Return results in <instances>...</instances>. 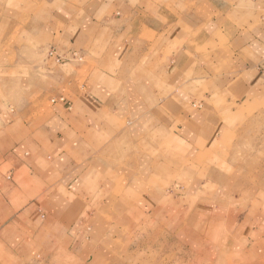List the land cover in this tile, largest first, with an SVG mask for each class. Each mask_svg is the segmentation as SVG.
<instances>
[{"label":"crops","instance_id":"0c3cea01","mask_svg":"<svg viewBox=\"0 0 264 264\" xmlns=\"http://www.w3.org/2000/svg\"><path fill=\"white\" fill-rule=\"evenodd\" d=\"M52 1L32 2L41 6ZM56 1L62 6L44 13L48 24L43 26L52 24V30L41 29L59 40L48 57L54 65L45 63L44 72L28 75L33 82L17 86L18 96L7 98L9 111H0L3 211L31 194L81 192L87 189V177L97 175L96 168L111 169L112 175L123 169L133 176L141 167L149 180L151 154L162 157V148L173 152L183 140L181 114L186 112V122L198 118L196 100L183 91L197 73L216 80V57L225 65L217 77L226 82L224 97L239 100L230 112L241 109L240 102L250 99L251 92H261L256 82L264 80V0H238V23L222 11L215 21L200 5L177 8L178 0H163V7L162 0L158 5L142 0V9L140 0ZM199 64L203 66L197 70ZM173 80L178 83L170 84ZM245 81H255V89ZM214 90L206 93L208 100ZM214 112L207 110L211 116ZM211 118L202 128L219 127ZM38 198L29 199V206L41 208Z\"/></svg>","mask_w":264,"mask_h":264},{"label":"rangeland","instance_id":"374dc122","mask_svg":"<svg viewBox=\"0 0 264 264\" xmlns=\"http://www.w3.org/2000/svg\"><path fill=\"white\" fill-rule=\"evenodd\" d=\"M32 1L0 0L2 112L9 111L7 98L14 100L18 96L17 86L33 82L27 80L28 75L36 74L38 69L44 72L45 63L52 66L49 54L59 45L50 31L43 33L41 29L52 30V24L43 26L48 24L44 13L62 6V2L53 0L51 5L44 2L38 6ZM150 1L158 5V0ZM193 1L178 0L175 7L191 9L200 5L210 11L215 21L220 20L221 11L231 20L237 18L236 23L239 21L240 13L234 7L238 0H211L209 5L196 0L191 6ZM164 3L162 0V7ZM143 4L140 0L138 7L142 9ZM261 5L260 2L258 7ZM54 41L58 43H54L55 47ZM19 59L32 64H18ZM217 60L216 57V80L207 81L197 73L195 82H188L191 85L184 88L183 93H192L194 110L200 113L189 122L185 121L186 112L178 118L185 128L180 135L183 140L173 152L162 148V157L159 152L151 154L150 181L144 180L141 167L134 170L133 176L123 169L114 170L116 175H112L111 169L96 168L97 175L87 177V189L81 192L72 188L40 198V194H31L29 199L38 198L42 206L37 209L29 206V199L6 211L0 208V264L264 261V80L262 84L256 82L259 95L251 92L250 99L240 102L241 109L230 112L239 100L224 97L226 82L217 81V77L225 65ZM202 66L194 67L200 70ZM73 69L74 66L70 71ZM20 78L25 80L21 82ZM245 82L248 89H255V81ZM213 90L218 95L208 100L206 93ZM209 109L215 110L214 125L219 127L202 128L212 120ZM212 255L214 258L209 259Z\"/></svg>","mask_w":264,"mask_h":264},{"label":"bare ground","instance_id":"6f19581e","mask_svg":"<svg viewBox=\"0 0 264 264\" xmlns=\"http://www.w3.org/2000/svg\"><path fill=\"white\" fill-rule=\"evenodd\" d=\"M117 193V192H116ZM117 195V194H116ZM130 208V207H129ZM192 223H194V222H192ZM180 224V223H179ZM231 237V236H230ZM233 238V237H232ZM154 240V239H153ZM232 240V239H231ZM230 240V241H231ZM105 241V240H104ZM230 241L228 242V243H230ZM145 242V241H144ZM232 242V241H231ZM228 243H226V244H228ZM231 247H234V246H232V244L230 243L229 244ZM133 247V246H132ZM138 247V246H137ZM125 253V252H124ZM215 255V254H214ZM210 256V255H209ZM204 257H207V255L206 256H204ZM246 257V256H245ZM208 258V257H207ZM214 258V256L212 255L209 259H213ZM202 259H204V261H209L208 259H206V258H202ZM123 260V259H122ZM245 260H247V259H245ZM244 260V261H245ZM99 261V260H98ZM126 261V260H125ZM197 261H198V259H197ZM100 262H101V260H100ZM200 262V261H199ZM230 262V261H229ZM246 262V261H245ZM96 263V262H95ZM134 263V262H133ZM132 263V264H133ZM197 263V262H196ZM208 263V262H207ZM71 264V263H70ZM204 264V263H203ZM232 264V263H231ZM258 264H264V261H262V262H260V263H258Z\"/></svg>","mask_w":264,"mask_h":264},{"label":"built area","instance_id":"2783aa9c","mask_svg":"<svg viewBox=\"0 0 264 264\" xmlns=\"http://www.w3.org/2000/svg\"><path fill=\"white\" fill-rule=\"evenodd\" d=\"M51 55H53V52L51 53Z\"/></svg>","mask_w":264,"mask_h":264}]
</instances>
